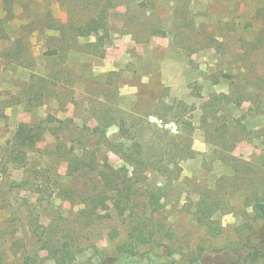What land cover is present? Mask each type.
I'll list each match as a JSON object with an SVG mask.
<instances>
[{"label":"rangeland","instance_id":"rangeland-1","mask_svg":"<svg viewBox=\"0 0 264 264\" xmlns=\"http://www.w3.org/2000/svg\"><path fill=\"white\" fill-rule=\"evenodd\" d=\"M24 122L37 147L6 164ZM105 138L142 145L158 210L137 182L120 213L103 172L133 168ZM258 199L264 0H0V264H199L245 246Z\"/></svg>","mask_w":264,"mask_h":264},{"label":"trees","instance_id":"trees-1","mask_svg":"<svg viewBox=\"0 0 264 264\" xmlns=\"http://www.w3.org/2000/svg\"><path fill=\"white\" fill-rule=\"evenodd\" d=\"M100 22L101 21L92 19V22L89 25L78 28V34L87 35L90 33L91 28L98 25L104 28V24ZM50 27L51 26H48L47 28ZM41 135L42 131L40 125L25 122L21 123L14 134L13 144L8 148L6 164L12 163L17 165H26L29 153L37 147V142ZM104 143L133 168L131 174L125 172L122 175H118L119 177L117 178L113 176L114 173L112 171L111 173L103 172L105 184L111 189L116 190L119 195V198L115 200V204L120 213L123 214L125 211V208L123 207L124 202H129L132 194L139 193L138 190L134 189L137 182H142L146 186L150 185L145 176L143 165L140 166V164H144L142 145L139 142H135L133 144L134 149L127 151L122 142L115 144L105 138ZM113 171L115 173L117 172L114 169ZM147 187V203L149 208L155 212L158 208H160L161 194L158 191L150 189L149 186ZM254 211V218L261 220L262 223L257 228H252V233L249 234L250 238L246 241V243H244L245 246L236 249H232L229 246H220L217 249H213L208 252L201 249V261L199 264H204V258L208 256L213 258V260L215 257L222 260V262L214 261V264H264V199L255 200ZM146 229L140 228L139 231L144 241L146 240L150 242L149 237L151 233ZM255 236L256 239H254ZM156 253V251L150 250L143 252L139 257L136 249L132 247V244L121 245L119 247L118 262H120V264H143V262L147 260L148 262L152 261L153 263L151 262V264H154L157 258L155 256ZM162 264L181 263L173 259L170 254L167 253L165 256V262Z\"/></svg>","mask_w":264,"mask_h":264}]
</instances>
